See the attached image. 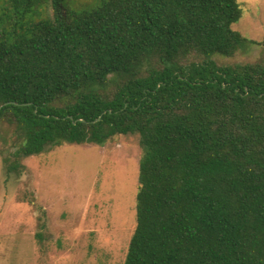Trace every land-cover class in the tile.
Masks as SVG:
<instances>
[{
    "label": "trees",
    "instance_id": "16d2710c",
    "mask_svg": "<svg viewBox=\"0 0 264 264\" xmlns=\"http://www.w3.org/2000/svg\"><path fill=\"white\" fill-rule=\"evenodd\" d=\"M51 17L35 21V10ZM237 0H0V123L17 159L138 134L123 264H264V59Z\"/></svg>",
    "mask_w": 264,
    "mask_h": 264
},
{
    "label": "rangeland",
    "instance_id": "374dc122",
    "mask_svg": "<svg viewBox=\"0 0 264 264\" xmlns=\"http://www.w3.org/2000/svg\"><path fill=\"white\" fill-rule=\"evenodd\" d=\"M101 0H64L88 10ZM232 29L264 41V0H237ZM51 17L35 10V21ZM219 63L264 59L260 44L246 45ZM16 138L0 123V264H123L136 225L138 134H117L104 145L63 143L17 159Z\"/></svg>",
    "mask_w": 264,
    "mask_h": 264
},
{
    "label": "water",
    "instance_id": "95a60500",
    "mask_svg": "<svg viewBox=\"0 0 264 264\" xmlns=\"http://www.w3.org/2000/svg\"><path fill=\"white\" fill-rule=\"evenodd\" d=\"M0 108H1V106H0Z\"/></svg>",
    "mask_w": 264,
    "mask_h": 264
}]
</instances>
